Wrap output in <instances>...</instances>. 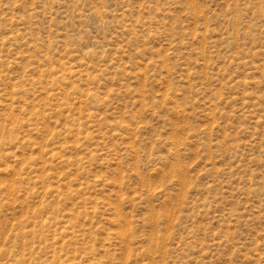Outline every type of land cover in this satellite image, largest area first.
Here are the masks:
<instances>
[{"label": "rangeland", "instance_id": "1", "mask_svg": "<svg viewBox=\"0 0 264 264\" xmlns=\"http://www.w3.org/2000/svg\"><path fill=\"white\" fill-rule=\"evenodd\" d=\"M0 264H264V0H0Z\"/></svg>", "mask_w": 264, "mask_h": 264}]
</instances>
